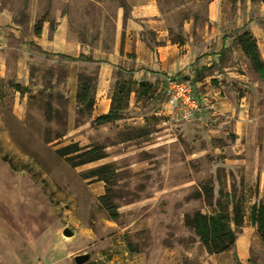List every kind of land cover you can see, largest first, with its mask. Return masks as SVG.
<instances>
[{
  "label": "rangeland",
  "instance_id": "374dc122",
  "mask_svg": "<svg viewBox=\"0 0 264 264\" xmlns=\"http://www.w3.org/2000/svg\"><path fill=\"white\" fill-rule=\"evenodd\" d=\"M148 3L171 41L189 38L210 51L223 37L232 50L250 30L264 56V0H0V29L28 42L21 79L13 74L15 39L0 46L14 69L0 85L7 86L0 90V264H75L84 252L83 264H264V241L248 222L251 204L264 198V77L251 63L253 87L229 89L235 107H205L190 120L153 114L166 96L164 78L140 97L135 118L122 119L135 116L126 106L121 119L105 123L78 110L84 77L94 99L117 94L116 83L129 78L110 61L133 11ZM64 48L74 56L53 52ZM15 81L20 95L9 88ZM72 142L104 156L72 166L55 152ZM101 165L99 177L91 175ZM217 201L227 211L239 203L244 221L231 224V249L208 254L183 219L215 213ZM64 227L73 234L64 236Z\"/></svg>",
  "mask_w": 264,
  "mask_h": 264
},
{
  "label": "crops",
  "instance_id": "0c3cea01",
  "mask_svg": "<svg viewBox=\"0 0 264 264\" xmlns=\"http://www.w3.org/2000/svg\"><path fill=\"white\" fill-rule=\"evenodd\" d=\"M142 7V9H135L133 11V15L129 19L130 24L126 29L121 52L116 55L114 54L115 59L110 61L117 63L119 65L118 68L127 73L134 81L126 107L135 110V116L122 119H132L141 115V112H139L140 98L136 95L139 84L144 82L160 86L159 81L166 74H173L177 77L190 80L194 93L197 95L210 94L212 90L214 96L210 95L212 100L208 102L207 108H218V110H221L222 106L227 105V101H232L234 98V95H231L229 90L232 86L244 85V87H253L256 78L254 77L250 61L240 47L233 48L232 50L225 49L227 48V43L223 37L218 40L219 49L210 51H206L199 47V45L189 41V38H186L182 43L171 41L167 37V31L163 28L155 7L151 3ZM146 28L154 31V39L150 40V38L146 37L143 32ZM38 36L39 34L34 35L35 40ZM10 37H13L16 41V46L13 48L16 53L12 61L15 70L10 68L8 56L10 51L7 54H2L0 56V85L12 76L11 74L7 78V69L14 70L13 74H18L16 79L23 78L24 74H20L18 71H23L27 63V48L25 47L28 42L26 37H20L14 28L0 29V46ZM68 47L71 48V46ZM221 48L225 49L223 55L220 53ZM53 52L55 54H62L67 58L74 56L66 48L56 49ZM227 55L229 58H227ZM259 55L264 63V56L260 53ZM223 56L226 57L223 58ZM200 69H204V74L200 75V78H195ZM21 75L22 77H20ZM198 84H204V88L209 89L206 90L207 92L198 93L195 91ZM6 87V85L0 86V90L4 91ZM9 88L13 93L21 94L22 88L19 81H15ZM111 96L112 94L106 95L105 99H94L91 110L93 117L106 113L109 110L112 102ZM243 98L241 97L239 100L242 101ZM231 103L234 104L233 101ZM153 114L158 115L155 111ZM117 119H121V117ZM234 124L235 127H238L242 124V119L235 118Z\"/></svg>",
  "mask_w": 264,
  "mask_h": 264
},
{
  "label": "trees",
  "instance_id": "16d2710c",
  "mask_svg": "<svg viewBox=\"0 0 264 264\" xmlns=\"http://www.w3.org/2000/svg\"><path fill=\"white\" fill-rule=\"evenodd\" d=\"M35 34L40 33V28L36 27ZM237 42L243 51L244 55L250 61L252 67L260 76H264V63L260 59L258 47L255 37L249 30H242L237 35ZM134 81L129 77L122 79L116 83L115 89L117 94L111 96V106L106 113L99 114L94 117L96 123H105L111 120L122 117L121 109L127 106L128 96L132 90ZM150 88V84L141 82L137 91V97L140 98L146 94ZM75 100L78 110L83 108L86 113H90L94 103V85H90L87 77H84L80 82L75 93ZM55 152L60 157H63L66 162L72 166L90 162L103 157V153L89 155L92 149L83 150L76 142L62 145L55 149ZM104 165L92 169L91 175L99 177ZM218 210L215 213H203L195 211L192 214H186L183 219L185 226L193 229L198 237V240L208 254H216L231 249L236 240L234 228H238L244 221L242 207L239 203H232L231 211H227L226 205L217 201ZM113 219L117 217L115 212L110 215ZM248 222L256 227V231L260 238L264 241V198L262 201L251 204L248 214ZM234 258L237 260L236 255Z\"/></svg>",
  "mask_w": 264,
  "mask_h": 264
},
{
  "label": "built area",
  "instance_id": "2783aa9c",
  "mask_svg": "<svg viewBox=\"0 0 264 264\" xmlns=\"http://www.w3.org/2000/svg\"><path fill=\"white\" fill-rule=\"evenodd\" d=\"M164 84L166 96L156 110L158 115H166L176 120H190L208 106L207 94H195L190 80L166 74Z\"/></svg>",
  "mask_w": 264,
  "mask_h": 264
},
{
  "label": "water",
  "instance_id": "95a60500",
  "mask_svg": "<svg viewBox=\"0 0 264 264\" xmlns=\"http://www.w3.org/2000/svg\"><path fill=\"white\" fill-rule=\"evenodd\" d=\"M62 234L64 236H71L73 234L72 230H70L68 227H64L62 229ZM90 258V254L87 252L75 254L73 256V260L75 264H83Z\"/></svg>",
  "mask_w": 264,
  "mask_h": 264
}]
</instances>
